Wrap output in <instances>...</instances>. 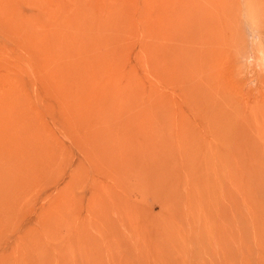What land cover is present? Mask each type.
<instances>
[{
    "label": "rangeland",
    "instance_id": "374dc122",
    "mask_svg": "<svg viewBox=\"0 0 264 264\" xmlns=\"http://www.w3.org/2000/svg\"><path fill=\"white\" fill-rule=\"evenodd\" d=\"M180 1L0 0V264H264V0Z\"/></svg>",
    "mask_w": 264,
    "mask_h": 264
},
{
    "label": "bare ground",
    "instance_id": "6f19581e",
    "mask_svg": "<svg viewBox=\"0 0 264 264\" xmlns=\"http://www.w3.org/2000/svg\"><path fill=\"white\" fill-rule=\"evenodd\" d=\"M180 2V3H179ZM182 2L183 1H180V0H178V4L177 3H175L177 6H175L176 8H175V10L176 11H174V8L172 7L171 9L173 10V12L175 13V14H172V13H170V15H169V19H170V23H173L172 25H171V27H173V28H176V29H178V27H179V25H180V23H181V19H182V14H183V12H184V4L182 5ZM173 3V4H174ZM170 6H169V8H170ZM171 10V11H172ZM170 11V12H171ZM169 14V13H168ZM168 19V20H169ZM168 20H167V22H168ZM174 24H177V26H175ZM167 25V24H166ZM209 51V50H208Z\"/></svg>",
    "mask_w": 264,
    "mask_h": 264
}]
</instances>
